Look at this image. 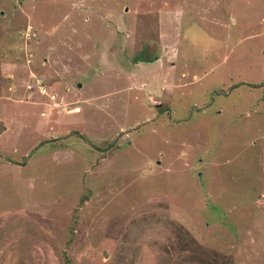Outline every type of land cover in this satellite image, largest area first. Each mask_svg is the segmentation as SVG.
<instances>
[{"label":"rangeland","instance_id":"obj_1","mask_svg":"<svg viewBox=\"0 0 264 264\" xmlns=\"http://www.w3.org/2000/svg\"><path fill=\"white\" fill-rule=\"evenodd\" d=\"M0 264H264V0H0Z\"/></svg>","mask_w":264,"mask_h":264},{"label":"trees","instance_id":"obj_2","mask_svg":"<svg viewBox=\"0 0 264 264\" xmlns=\"http://www.w3.org/2000/svg\"><path fill=\"white\" fill-rule=\"evenodd\" d=\"M149 60H151V59H149ZM160 112H161V110H160ZM193 258H194V260L196 261L197 256L193 255ZM177 263H178V262H177Z\"/></svg>","mask_w":264,"mask_h":264}]
</instances>
